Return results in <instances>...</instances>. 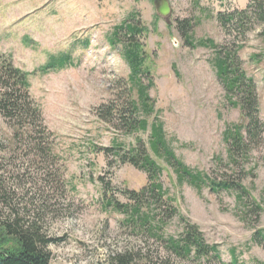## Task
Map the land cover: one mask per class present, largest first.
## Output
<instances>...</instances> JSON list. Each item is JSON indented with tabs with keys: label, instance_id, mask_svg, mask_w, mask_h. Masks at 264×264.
<instances>
[{
	"label": "rangeland",
	"instance_id": "rangeland-1",
	"mask_svg": "<svg viewBox=\"0 0 264 264\" xmlns=\"http://www.w3.org/2000/svg\"><path fill=\"white\" fill-rule=\"evenodd\" d=\"M249 2L169 0L171 14L162 17L155 0H0V53L30 74L29 94L56 137L64 183L46 182L43 171L24 164L28 151L15 147L12 124L0 114V175L10 195L0 209L5 216L38 223L47 237L59 240L49 247L51 264H233L234 259L238 264H264V242L252 240L258 231L264 235V132L260 144L250 145L248 160L233 165L224 133L246 119L227 98L217 76L215 51L198 44L212 40L219 46H243L238 55L255 80L264 125L262 27L256 24L244 39L235 32L228 36L218 21L219 14L244 10ZM131 15L146 29L139 40L150 76L143 83L153 81L149 95L156 111L149 124H163L171 149L191 170L218 181L235 170L248 201L261 205L259 214L248 213L235 192L216 194L209 188L198 191L188 182L180 184L174 170L151 151L163 169L160 183L179 215L161 228L159 218L142 223L146 215L159 212L148 200L135 217L106 207V185L109 199L130 208L135 202L128 193L149 185L146 172L102 149L119 144L129 150L139 139L148 147L150 129L126 134L97 112L110 101L125 102L131 68L124 60L123 44L113 46L111 39L114 28ZM185 20L194 24L193 46L179 31ZM63 54L71 56V66L40 71L52 57ZM133 97L138 101L136 92ZM243 134L248 138L245 129ZM14 148L21 156H7ZM181 217L199 228L207 244L218 246L221 263L181 259L168 249L165 241L179 239L184 231Z\"/></svg>",
	"mask_w": 264,
	"mask_h": 264
},
{
	"label": "trees",
	"instance_id": "trees-1",
	"mask_svg": "<svg viewBox=\"0 0 264 264\" xmlns=\"http://www.w3.org/2000/svg\"><path fill=\"white\" fill-rule=\"evenodd\" d=\"M218 21L228 36H233L235 32L245 39L247 33L256 24L262 27L264 36V0H250L244 10L219 14ZM178 27L185 37L186 44L193 46L190 35L194 27L192 21H181ZM145 33L146 29L136 20V15H131L129 20L114 28L111 43L113 46L123 44V57L131 68V75L125 92V102L119 105L115 101H110L101 105L97 112L101 120L123 129L126 134L148 132L150 129L148 147L139 139L137 145L129 150L119 144L110 149H102L104 152H114L113 154L122 164L128 163L146 172L149 185L140 192L128 193L129 198L135 202L133 208L109 199L107 197L109 186L106 185L103 187V194L107 200L106 207H113L124 214L131 212L135 217L140 214L142 205L145 204L143 201L148 200V205L156 207L159 212L152 217L146 215L142 223L145 226L151 220L159 218L161 228L168 220L179 215L178 209L173 205L174 200L167 197L168 193L160 183L163 169L149 154L151 151L155 157L163 159L174 170L180 184L188 182L198 191L209 188L216 194L235 192L237 200L245 205L248 213L259 214L262 211L261 205L248 201L250 196L242 187L239 174L235 170L231 175H225L220 181L211 179L202 172L191 170L171 149L163 124L159 120L149 124V119L156 114V111L155 102L149 95L153 81L149 80L148 85L143 83V78L150 76L146 68L145 49L139 40ZM198 44L215 51L217 76L223 83L227 98L232 106L241 109L246 119L245 124L230 126L224 133V140L229 146L230 161L238 166L240 159L248 160L250 145L260 144L262 141L264 125L260 119L257 86L255 80L249 77L242 67V61L238 55L243 49L242 45L227 43L219 46L212 40H203ZM71 61L69 54H63L58 58L52 57L40 71L42 73L58 71L71 66ZM29 76L28 72L17 68L10 57L0 53V114L12 124L15 147L28 151L26 155L28 159H22L24 164H29L39 173L43 171L46 182L52 181L56 186H63L62 175L58 170V165L61 163L60 156L55 152L56 137L45 126L41 107L36 105L30 97ZM135 92L138 101L133 97ZM244 129L248 138L243 134ZM15 149L9 151L7 156L11 158L21 156L18 153L19 149L18 152ZM0 185L2 187L1 203L2 200L10 199V195L4 192L7 188L1 175ZM247 204L249 205L246 206ZM180 220L184 224V231L179 239L170 237L165 241L168 249L181 259L197 261L206 259L221 263L218 246L207 244L199 228L191 224L188 219L181 217ZM159 239L162 240V237L159 236ZM252 240L254 243L262 244L263 231L255 233ZM57 242H59L58 239L47 237L38 223H29L11 215L5 216L0 209V264H51L52 254L49 247ZM121 264L130 263L122 261ZM233 264H238V260L234 259Z\"/></svg>",
	"mask_w": 264,
	"mask_h": 264
},
{
	"label": "water",
	"instance_id": "water-1",
	"mask_svg": "<svg viewBox=\"0 0 264 264\" xmlns=\"http://www.w3.org/2000/svg\"><path fill=\"white\" fill-rule=\"evenodd\" d=\"M157 13L162 17H168L171 14L169 0H155Z\"/></svg>",
	"mask_w": 264,
	"mask_h": 264
}]
</instances>
